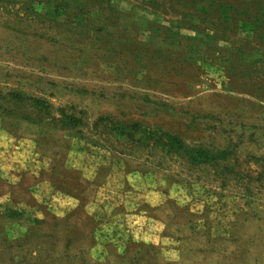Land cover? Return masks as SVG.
<instances>
[{
  "label": "rangeland",
  "instance_id": "obj_1",
  "mask_svg": "<svg viewBox=\"0 0 264 264\" xmlns=\"http://www.w3.org/2000/svg\"><path fill=\"white\" fill-rule=\"evenodd\" d=\"M0 264H264V0H0Z\"/></svg>",
  "mask_w": 264,
  "mask_h": 264
}]
</instances>
